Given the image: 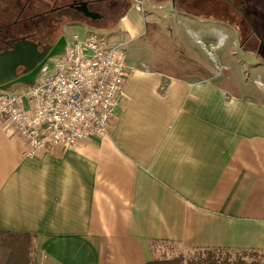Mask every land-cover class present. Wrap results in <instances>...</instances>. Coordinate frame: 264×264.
<instances>
[{
    "label": "crops",
    "instance_id": "obj_1",
    "mask_svg": "<svg viewBox=\"0 0 264 264\" xmlns=\"http://www.w3.org/2000/svg\"><path fill=\"white\" fill-rule=\"evenodd\" d=\"M132 4L101 26L130 67L108 134L32 158L0 120V232L35 235L37 264H148L162 245L264 252V92L161 54L155 25L192 17Z\"/></svg>",
    "mask_w": 264,
    "mask_h": 264
},
{
    "label": "built area",
    "instance_id": "obj_2",
    "mask_svg": "<svg viewBox=\"0 0 264 264\" xmlns=\"http://www.w3.org/2000/svg\"><path fill=\"white\" fill-rule=\"evenodd\" d=\"M128 1L144 10V0ZM125 46L93 32L73 33L40 81L20 93L0 90V120L27 143L26 156L108 134L129 76Z\"/></svg>",
    "mask_w": 264,
    "mask_h": 264
},
{
    "label": "rangeland",
    "instance_id": "obj_3",
    "mask_svg": "<svg viewBox=\"0 0 264 264\" xmlns=\"http://www.w3.org/2000/svg\"><path fill=\"white\" fill-rule=\"evenodd\" d=\"M239 5L244 2L245 6L251 11V21L253 27L250 26H222L219 22L201 21L199 18H207L205 15L208 13L203 12L202 14L194 12L196 18L183 20V25H176L174 31H170L171 26L168 21L164 28L155 25L156 29L161 28L159 32H152L154 26L149 25L148 37L158 36L155 39H159L156 44L161 54L167 53L169 56L175 55V52L179 50L183 52V56L188 65L194 69H199L200 65H207L206 69L209 76H214L218 82L223 84L232 83L242 89H252L256 87L258 93L264 92V0H233ZM134 5V4H132ZM134 7V6H133ZM146 4L145 9H147ZM166 9L161 11L157 10L161 15ZM167 12V10L165 11ZM163 15V14H162ZM214 15L220 16L221 14L215 13ZM200 21V22H198ZM116 22L107 23L108 26H114ZM107 24H101L105 26ZM168 26V31L166 30ZM68 28V29H67ZM68 34L80 33L85 34L86 32H93L98 35L104 36L108 41L110 40V29L102 27H92L91 25L85 24L84 26H77L75 28L65 27ZM173 29V28H172ZM256 31L260 35V39L255 37L251 38L252 31ZM170 34H168V33ZM198 32L199 36L195 34ZM156 33V34H155ZM179 36V38L177 37ZM178 38L177 43H166L165 40ZM257 39V41H256ZM183 41V42H182ZM180 47V48H179ZM58 57H53L45 68L47 69L44 73L37 74L32 82L19 83L10 86L5 90H1L3 93L16 92L20 93L32 87L33 84L40 81L44 74L52 71L56 65ZM128 58V57H127ZM129 62V60H128ZM240 85V86H239ZM161 246V245H160ZM161 253L159 258L169 259L176 256H183L186 260H191L198 257V251H183L178 247H172L169 245H162L159 248ZM236 254H234V257Z\"/></svg>",
    "mask_w": 264,
    "mask_h": 264
},
{
    "label": "flooded vegetation",
    "instance_id": "obj_4",
    "mask_svg": "<svg viewBox=\"0 0 264 264\" xmlns=\"http://www.w3.org/2000/svg\"><path fill=\"white\" fill-rule=\"evenodd\" d=\"M128 0H0V55L13 52L17 45L31 43L39 53L49 56L55 47L66 46L68 34L65 27L75 28L85 24L92 27L114 22ZM155 5L160 9H176L185 16L196 18L194 12L205 15L201 21L219 22L222 26H250L251 11L244 2L233 0H144V6ZM98 13V20L86 18L81 12ZM220 13V16L214 15ZM260 39L256 31L251 38ZM256 39V41H257ZM52 60V59H51ZM47 65V64H46ZM45 65V66H46ZM42 69V71L45 69ZM25 68L18 67L20 77Z\"/></svg>",
    "mask_w": 264,
    "mask_h": 264
},
{
    "label": "trees",
    "instance_id": "obj_5",
    "mask_svg": "<svg viewBox=\"0 0 264 264\" xmlns=\"http://www.w3.org/2000/svg\"><path fill=\"white\" fill-rule=\"evenodd\" d=\"M101 27V26H96ZM36 236L27 233L0 232V264H37ZM198 257L158 258L148 264H264V252L258 251H198ZM234 254L236 256L234 257Z\"/></svg>",
    "mask_w": 264,
    "mask_h": 264
},
{
    "label": "water",
    "instance_id": "obj_6",
    "mask_svg": "<svg viewBox=\"0 0 264 264\" xmlns=\"http://www.w3.org/2000/svg\"><path fill=\"white\" fill-rule=\"evenodd\" d=\"M81 12L86 18L94 21L101 17L98 13H90L88 10ZM62 41L49 56L45 52L39 53L36 46L31 43H22L17 45L13 52L0 55V90L22 82H32L53 57H58L64 52L65 46L60 49ZM21 66L25 68L23 77L17 72L18 67Z\"/></svg>",
    "mask_w": 264,
    "mask_h": 264
}]
</instances>
